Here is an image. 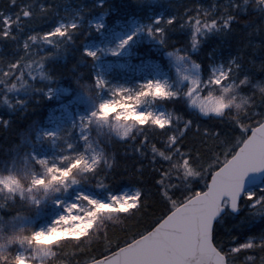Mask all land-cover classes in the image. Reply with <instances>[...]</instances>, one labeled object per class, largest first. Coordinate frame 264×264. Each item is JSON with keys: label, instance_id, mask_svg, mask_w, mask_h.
Here are the masks:
<instances>
[{"label": "snow or ice", "instance_id": "1", "mask_svg": "<svg viewBox=\"0 0 264 264\" xmlns=\"http://www.w3.org/2000/svg\"><path fill=\"white\" fill-rule=\"evenodd\" d=\"M29 111L0 264H264V0H0V129Z\"/></svg>", "mask_w": 264, "mask_h": 264}, {"label": "trees", "instance_id": "2", "mask_svg": "<svg viewBox=\"0 0 264 264\" xmlns=\"http://www.w3.org/2000/svg\"><path fill=\"white\" fill-rule=\"evenodd\" d=\"M29 107L30 108L37 107L38 115H44L46 114L47 111V105H43V104L40 106H36L33 104L30 105ZM32 118H34V114L31 111H29L27 115H21L20 113H16L12 129L8 132H5L2 129H0V148H6L10 146L15 133L22 130Z\"/></svg>", "mask_w": 264, "mask_h": 264}]
</instances>
